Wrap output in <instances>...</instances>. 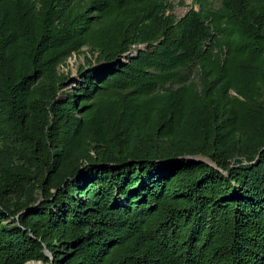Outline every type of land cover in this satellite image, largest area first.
<instances>
[{"label":"trees","instance_id":"obj_1","mask_svg":"<svg viewBox=\"0 0 264 264\" xmlns=\"http://www.w3.org/2000/svg\"><path fill=\"white\" fill-rule=\"evenodd\" d=\"M194 3L0 0V264H264V0Z\"/></svg>","mask_w":264,"mask_h":264},{"label":"rangeland","instance_id":"obj_2","mask_svg":"<svg viewBox=\"0 0 264 264\" xmlns=\"http://www.w3.org/2000/svg\"><path fill=\"white\" fill-rule=\"evenodd\" d=\"M175 5L174 14L181 18L183 17L189 10L195 9L197 11L200 10V6L198 4L194 3V0H173ZM204 2H207L210 4L213 8H218L220 6L221 0H203ZM181 2H184V5L181 4ZM87 55V56H86ZM89 55V56H88ZM86 57H90V54L88 53V49L84 48L83 53L80 55H74L72 58H70L67 61V64L60 67V73L65 75H70V82L67 84L69 85L68 89L75 87L74 80L79 79L78 70L81 66L87 64ZM72 81V82H71ZM34 264V263H30Z\"/></svg>","mask_w":264,"mask_h":264},{"label":"water","instance_id":"obj_3","mask_svg":"<svg viewBox=\"0 0 264 264\" xmlns=\"http://www.w3.org/2000/svg\"><path fill=\"white\" fill-rule=\"evenodd\" d=\"M46 255L49 257V258H52V255L49 253V251H45ZM30 263H34V264H43L42 262H28L26 264H30Z\"/></svg>","mask_w":264,"mask_h":264}]
</instances>
